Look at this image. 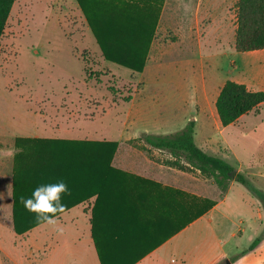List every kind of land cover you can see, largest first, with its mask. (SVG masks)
I'll list each match as a JSON object with an SVG mask.
<instances>
[{
	"label": "rangeland",
	"instance_id": "rangeland-1",
	"mask_svg": "<svg viewBox=\"0 0 264 264\" xmlns=\"http://www.w3.org/2000/svg\"><path fill=\"white\" fill-rule=\"evenodd\" d=\"M237 2L163 0L159 18L162 9L164 16L158 21V33L146 71L140 74L103 58L77 0H16L0 42V135L47 136L62 132V136L74 141L105 142L95 140L103 137L96 132L98 129L109 131L111 125L118 132L127 129L126 116L135 108V97L152 98L154 104L163 101L164 94L151 93L145 87L163 86L168 92L165 97L176 104L180 101L176 88H188L194 71L200 87L203 75L210 74L213 67H218L219 79L199 88L197 109L192 114L216 117L212 112L214 97L225 80L244 83L252 90L262 88L250 68L242 66L243 54L234 49ZM180 91L183 92V88ZM128 97L131 100L126 102ZM259 111V115L253 112L249 116L252 118L248 129L252 132L242 134L243 137H230L221 152L244 176L246 184L234 180L228 191L222 193L213 180L208 179L197 190L200 195L190 196L180 190L194 200L205 199L215 204L227 195L223 207L233 213V219L220 223L219 229L221 233L222 228L240 232L234 239H223L221 234L225 251L232 253L230 264L237 261L264 264V105ZM262 124L255 134V127ZM137 130L161 133V128L156 126L141 125ZM178 130L176 125L169 129L174 133L180 132ZM72 213L80 214L78 210ZM64 223L66 225L60 224L62 234L51 236L49 233L48 238L42 236L32 241L29 236L21 238L14 256L19 258L23 253L29 257L30 264H40L54 242L53 249L46 255L49 261L45 259L43 264H76L83 247L87 248L84 240V246L74 243L76 237L84 233L85 222L80 216L76 224ZM48 229L51 232L53 228ZM40 230L44 231L45 226ZM256 237L262 242L244 254ZM5 241L11 243L9 231L5 232ZM11 246L15 249L13 244ZM211 255L213 262L218 260ZM193 256L205 257L199 253ZM0 259V264H9L2 255Z\"/></svg>",
	"mask_w": 264,
	"mask_h": 264
},
{
	"label": "trees",
	"instance_id": "trees-1",
	"mask_svg": "<svg viewBox=\"0 0 264 264\" xmlns=\"http://www.w3.org/2000/svg\"><path fill=\"white\" fill-rule=\"evenodd\" d=\"M15 1L0 0V42ZM77 2L104 59L132 72L142 73L163 0ZM236 23L234 47L237 52L264 49V0H238ZM129 100L131 97L126 102ZM263 103L264 91H253L245 84L227 80L217 98L216 108L222 125L227 127L244 115L257 111ZM194 126V122H190L175 135L149 137L147 141L174 154H184L188 163L202 176L212 179L223 193L228 191L234 180L246 184V179L235 166L197 146ZM16 146H21V152L16 157L19 166L14 178L15 233L25 235L43 224L37 222L35 213L24 208L20 197L30 198L36 187L63 181L74 189L63 203L65 212L96 197L90 222L91 238L100 264H136L215 205L210 200H194L177 189L162 188L161 220L157 225L155 220L145 217L146 206L128 197V174L112 166L116 143L18 139ZM33 158L35 162H31ZM49 167L67 169L56 174V170L52 173ZM77 188L80 193L83 191L79 196ZM154 207L150 205L148 210L153 211ZM261 242L262 239L256 237L244 254L253 251Z\"/></svg>",
	"mask_w": 264,
	"mask_h": 264
},
{
	"label": "crops",
	"instance_id": "crops-1",
	"mask_svg": "<svg viewBox=\"0 0 264 264\" xmlns=\"http://www.w3.org/2000/svg\"><path fill=\"white\" fill-rule=\"evenodd\" d=\"M163 16L164 10L162 9L159 21H162ZM158 26L159 23L157 24L155 36L148 51L146 65L153 50V45L158 33ZM96 44L103 56L102 50L97 41ZM238 53L243 54L242 66L249 67L254 80L262 85V88L253 91H264V49L247 53ZM146 65L144 71L140 74H144L146 71ZM217 72L219 73L218 67H213V71L210 74H207V76L203 75V82H201V86L199 87L197 72L194 71L192 73L193 76L192 74L190 75V86H188V88H176V94H179L180 96V101L176 104L171 103L169 99L165 97L168 92L163 86L158 85L156 87H145V89L149 90L151 93L157 92L159 95L164 94L165 96H163V101L161 103L154 104L152 98H141L139 96L135 97L133 100L135 108L126 116L127 125L129 126L126 127L127 129L118 132V130L113 128V125H111L109 131L105 129H98V132H96L97 134H101L103 137L98 139L95 138V140L117 143V150L112 159V166L115 169L128 174L127 178L129 182L127 183L128 185H126V188L129 189L127 190L128 197L133 201L146 206L147 210L145 217L150 221L155 220L157 225L161 220L162 188L182 190L189 193L190 196L200 195L197 190L200 185L205 184V181H207L208 178L202 176L199 170L192 167L188 163L184 154H174L169 150L157 148L150 144L147 139L149 137L175 135V133L177 134L178 132L174 133L169 131L170 127L176 125L179 127L178 131H182L190 122H194V138L197 146L209 155L217 156L228 161L221 153L224 143H228L230 137L233 139V137H236L237 135H241V137H243L242 134L249 135V133L252 132V130L248 129L249 120L252 118L249 116L253 112L259 115V110H261V107L264 105L263 103L257 111H253L249 113V115L247 114L248 116L244 115L236 123L224 127L217 113L216 101L222 87L227 81L225 80L219 86L214 97L213 104L215 108L212 112L213 114H216V117L194 116L192 111H196L197 109V94L199 88L203 89L206 87V84H214L216 80L219 79V76L216 75L218 74ZM182 88L184 90L183 92L180 91ZM248 89L250 88L248 87ZM263 124L261 126L257 125L253 132L256 134L258 127L262 128ZM141 125L159 127L161 128V133L149 131L140 132L137 129ZM57 133L59 135H0V255H2L4 261L6 259L9 264H30L29 257L25 256L26 254L22 253L23 256H20L19 258L14 256V253L18 252V242H21L22 239L29 236V241H32L37 240L42 236L48 238L49 233H52L51 236H54V234L57 233L53 229L49 232L48 228H50V225L46 224H42L32 229L25 235L19 236L14 231V178L17 166H19V162H17L16 157L21 152V146L17 147L16 142L18 139L26 141L39 139H45L48 141L75 140L74 138L62 136V132ZM48 169H50L52 173L56 170V174H62V172L66 171L67 167H49ZM68 189L69 192H74L73 188L68 187ZM81 193L79 192V188H77V195L79 196ZM68 197H70L69 193L62 194L61 202L64 203ZM95 201L96 197H93L88 201L80 203L67 210L63 214H60L61 225H66L64 221H70L72 224H76V222L79 221L80 216H82L85 222L86 230L83 229L84 233L82 235H78L74 243L75 245L84 246V240V243H87V248L83 247L84 251L81 253L82 255H80L76 264H100L93 240L91 238L90 221ZM226 201L227 195L216 200V204L209 211L188 224L185 228L170 237L163 244H160L151 250L136 264H221L223 261H228L227 264H230L229 258L232 253L225 251V245L221 239V234L224 235L223 239L229 237L234 239L240 232H229L228 229L224 231L222 228L221 233V229H219L220 223L227 221L230 222L233 219V213L227 211L223 207ZM150 205H155V210L149 211L148 207ZM75 210H78L80 214H73L72 212ZM43 225L45 226L44 231L40 230V227ZM149 228L150 227H148V229ZM7 231L10 232V244H7L5 241V232ZM242 231L245 232L243 229ZM157 235H159V233ZM194 240L197 241H195V246L193 247ZM12 244L15 249L12 248ZM54 244V242L51 244L52 247L50 246L49 251L45 254L44 258H42L40 264L45 262L47 257L46 255L51 252ZM56 244H58L57 241ZM31 253H34L33 249ZM193 253H199L201 255H205V257L197 259L193 256ZM211 254L218 258V260L213 262L214 259ZM206 255L208 257H206ZM46 261L48 262L49 258H47ZM235 264H239V261L235 262Z\"/></svg>",
	"mask_w": 264,
	"mask_h": 264
},
{
	"label": "clouds",
	"instance_id": "clouds-1",
	"mask_svg": "<svg viewBox=\"0 0 264 264\" xmlns=\"http://www.w3.org/2000/svg\"><path fill=\"white\" fill-rule=\"evenodd\" d=\"M65 193H69L68 186L59 181L36 187L30 198L21 196L20 202L27 211L36 214L38 223L50 225L54 231L62 234L59 214L65 212V205L61 202L62 194Z\"/></svg>",
	"mask_w": 264,
	"mask_h": 264
},
{
	"label": "water",
	"instance_id": "water-1",
	"mask_svg": "<svg viewBox=\"0 0 264 264\" xmlns=\"http://www.w3.org/2000/svg\"><path fill=\"white\" fill-rule=\"evenodd\" d=\"M263 201H264V199H263Z\"/></svg>",
	"mask_w": 264,
	"mask_h": 264
}]
</instances>
